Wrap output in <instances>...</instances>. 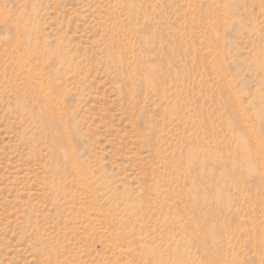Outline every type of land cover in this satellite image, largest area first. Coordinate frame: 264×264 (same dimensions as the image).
Here are the masks:
<instances>
[{
	"label": "rangeland",
	"instance_id": "1",
	"mask_svg": "<svg viewBox=\"0 0 264 264\" xmlns=\"http://www.w3.org/2000/svg\"><path fill=\"white\" fill-rule=\"evenodd\" d=\"M0 264H264V0H0Z\"/></svg>",
	"mask_w": 264,
	"mask_h": 264
},
{
	"label": "bare ground",
	"instance_id": "2",
	"mask_svg": "<svg viewBox=\"0 0 264 264\" xmlns=\"http://www.w3.org/2000/svg\"><path fill=\"white\" fill-rule=\"evenodd\" d=\"M66 129H67V128L62 127V128H61V131H60V134H61L60 142H62V144H63V143H66V141H65V136H66V135H64V131H66ZM66 146H67V145H66ZM69 153H70V152H69ZM64 155H65L64 157H68V158L71 159V160H72V158H73L71 155H68V154H66V153H64Z\"/></svg>",
	"mask_w": 264,
	"mask_h": 264
}]
</instances>
